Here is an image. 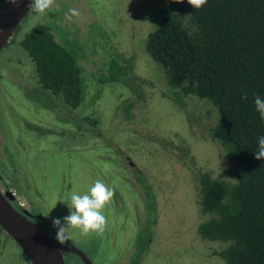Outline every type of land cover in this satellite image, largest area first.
<instances>
[{
    "label": "rangeland",
    "instance_id": "obj_1",
    "mask_svg": "<svg viewBox=\"0 0 264 264\" xmlns=\"http://www.w3.org/2000/svg\"><path fill=\"white\" fill-rule=\"evenodd\" d=\"M7 1L0 0V10ZM161 6L160 0H56L45 14L31 9L12 35L17 42L0 51V177L22 199L50 212V221L68 214L62 201H70L72 192L84 194L98 179L114 187L103 210V235L69 228L94 264H226L217 254L225 243L198 232L208 217L200 206L199 177L209 172L233 183L242 166L211 133L219 120L213 103L192 94L172 97L164 68L148 52ZM72 8L80 15L68 20ZM39 23L52 24L56 38L73 46L85 68V103L72 112L79 125L63 119L61 114L72 116L62 100L42 89L34 62L18 42ZM115 61L128 68L130 88L105 81ZM111 143L131 156L143 178H135L128 162L126 169L114 166ZM148 186L156 195L157 221L147 225L151 234L142 243L148 246L137 253L149 215L141 198ZM6 235L0 229V264H29ZM64 258L84 264L73 253Z\"/></svg>",
    "mask_w": 264,
    "mask_h": 264
},
{
    "label": "trees",
    "instance_id": "obj_2",
    "mask_svg": "<svg viewBox=\"0 0 264 264\" xmlns=\"http://www.w3.org/2000/svg\"><path fill=\"white\" fill-rule=\"evenodd\" d=\"M160 1L161 19L149 34L147 50L164 68L175 90L172 97L182 100L192 94L213 103L219 120L211 133L242 166L233 183L200 174V206L208 217L198 232L206 240L225 243L217 254L226 264H264V158H255L264 120L254 104L256 94L264 98V0H207L200 9L188 0ZM18 42L34 62L44 89L71 108L83 103L84 68L73 46L59 41L44 23ZM127 69L113 62L105 81L130 88ZM152 204L147 207L154 209Z\"/></svg>",
    "mask_w": 264,
    "mask_h": 264
},
{
    "label": "water",
    "instance_id": "obj_3",
    "mask_svg": "<svg viewBox=\"0 0 264 264\" xmlns=\"http://www.w3.org/2000/svg\"><path fill=\"white\" fill-rule=\"evenodd\" d=\"M31 0H20L18 5L7 3L0 10V51L13 32L27 16ZM10 189L0 191V226L19 244L32 264H66L63 252L76 253L86 264H93L76 246L61 245L39 225L20 213L10 202Z\"/></svg>",
    "mask_w": 264,
    "mask_h": 264
},
{
    "label": "clouds",
    "instance_id": "obj_4",
    "mask_svg": "<svg viewBox=\"0 0 264 264\" xmlns=\"http://www.w3.org/2000/svg\"><path fill=\"white\" fill-rule=\"evenodd\" d=\"M19 2L20 0H8V3L13 6L18 5ZM175 2L180 3L183 0H175ZM55 3L56 0H31L29 7L36 13L45 14L49 9L54 7ZM188 3L194 9H200L207 3V0H188ZM79 15V11L72 8L69 9V14L66 18L71 20L73 17ZM243 98L247 99V95L245 94ZM254 104L260 118L264 120V98L256 94ZM255 158L258 160L264 158V135L258 137V151L255 152ZM114 195V187H110L99 179L84 194L72 192L70 201H62L68 205V214L62 218H52V225L57 229L55 239L61 245L70 241L71 234L69 228L79 229L81 235L85 236L92 233L103 235L108 223L103 210L112 202ZM55 206L56 204L52 209ZM49 213L45 216L47 217Z\"/></svg>",
    "mask_w": 264,
    "mask_h": 264
},
{
    "label": "flooded vegetation",
    "instance_id": "obj_5",
    "mask_svg": "<svg viewBox=\"0 0 264 264\" xmlns=\"http://www.w3.org/2000/svg\"><path fill=\"white\" fill-rule=\"evenodd\" d=\"M44 24H46V23H44ZM48 26L52 28V24H50ZM14 39H16V38H14ZM13 42H15V40H13L12 43ZM78 61H79V59H78ZM79 63H80V61H79ZM83 68H84V66H83ZM84 70H85V68H84ZM84 78H85V81H86L87 76H85ZM42 89L44 91H46V92H49L48 90L44 89L43 87H42ZM49 95L51 97H53V99H58V101L62 100L61 98H58V97L54 96L50 92H49ZM85 99H86V97H85ZM62 102L64 103V107H65V111L64 112H65V114H67L69 112L70 115L72 116V112L73 111H77V109H79L85 103V100L77 108H71V107H69L64 102V100H62ZM61 116L63 117V119H69L72 124L74 123L76 125H79L78 124L79 121H78V118L77 117L72 116L71 119H70L69 116L67 117L66 115H63V114H61ZM89 119L91 121V118H89ZM94 123L96 124V123H98V121L96 120ZM111 145L115 148V150H117V156L114 157L113 160H112L114 166H116L118 168H121V166H122L123 168L126 169L128 167L127 166V162H128L129 167L131 166L133 168V170H134L133 171V174L135 175V178H139V177L140 178L141 177L143 178V176L137 174V172H136V166H135L134 162L132 161L131 156L129 154H126L125 152H123L120 147H116L112 143H111ZM1 179L2 178L0 177V191L5 194L6 191H7V189H10V187H8L7 184H4L3 179L2 180ZM140 182L143 185H146L147 184V182L145 181V179H144V181H140ZM10 192L13 195L12 198H10V202L12 203V205L20 213H22L25 217H27L29 220H31L32 222H34L37 225H39L41 227V229L45 230L53 238H55L57 229L53 227L52 220L50 221L49 218H48V216L47 217L45 216L47 214L43 213L41 210H38L39 207L35 203L31 202L30 199H26L24 197H23L24 199H22L20 194L17 195V192L16 191L13 192L11 189H10ZM150 192L152 193V196L151 197L149 196L150 195ZM143 197H145V199H146V202H144V209L149 210V215H148V217L146 219V223H145V225L143 227V233L141 234L143 236V239L142 240H144L145 237L147 238L151 234V231H148L147 225H150L151 226L153 223H155L157 221V218H156V211H157V209H156V203H155V197H156V195L153 193L152 188H150L149 186L146 187L144 189V194H141V198H143ZM149 198H151L150 201L153 203L152 205H154V209H150L149 207H147V203H148ZM36 207H37V209H35ZM41 209H42V206H41ZM141 235H139V236H141ZM139 236H138V240H139ZM147 241H148V239H147ZM63 245H65V246H76V244L72 241V239L70 241L66 242ZM142 245H144V244H142ZM147 246L148 245H144V249L147 248ZM140 247L141 246L138 244L137 251H140ZM144 249L142 251H140V252H143ZM65 252H68V251H64L63 252V255H64ZM69 253H72V252H69ZM73 254H75L84 264H86L85 261L82 259V257L80 255H78L76 253H73ZM85 255L88 257V255L86 253H85ZM89 260L93 263V261L90 258H89ZM66 264H67V262H66Z\"/></svg>",
    "mask_w": 264,
    "mask_h": 264
}]
</instances>
